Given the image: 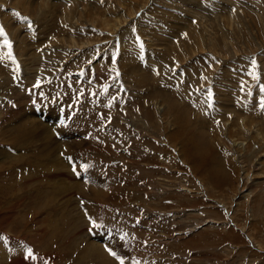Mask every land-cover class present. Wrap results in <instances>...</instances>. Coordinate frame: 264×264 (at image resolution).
Masks as SVG:
<instances>
[{
  "label": "rangeland",
  "instance_id": "1",
  "mask_svg": "<svg viewBox=\"0 0 264 264\" xmlns=\"http://www.w3.org/2000/svg\"><path fill=\"white\" fill-rule=\"evenodd\" d=\"M0 25V264H264V0H0Z\"/></svg>",
  "mask_w": 264,
  "mask_h": 264
},
{
  "label": "bare ground",
  "instance_id": "2",
  "mask_svg": "<svg viewBox=\"0 0 264 264\" xmlns=\"http://www.w3.org/2000/svg\"><path fill=\"white\" fill-rule=\"evenodd\" d=\"M257 1V0H256ZM26 8V7H25ZM85 45V44H84ZM77 46V45H76ZM79 47V46H78ZM117 74V73H116ZM141 93V92H140ZM149 100V99H148ZM163 103V102H162ZM158 104V103H157ZM160 105V104H159ZM158 105V107H159V112L161 113L162 111L164 112L165 111V109H167V108H161V106H163L162 104H161V106H159ZM164 114H165V112H164ZM60 163V162H59ZM58 163V167L60 166V168H58V169H63L61 166V163L59 164ZM78 170L76 169V172H77ZM81 174L78 172L77 174H75V176H80ZM54 183V182H53ZM80 183V182H79ZM60 185H62V184H60ZM54 190V189H53ZM97 193V192H96ZM98 195V194H97ZM96 195V196H97ZM98 197H100V196H98ZM14 209V208H13ZM9 211V210H8ZM1 214V213H0ZM5 215V214H4ZM10 217H11V215L9 214V213H7V215H5V216H3V217H1L0 219L1 220H4L5 222H8V220L10 219ZM176 217H178V216H173L172 218H176ZM8 218V219H7ZM13 218V217H12ZM178 219H179V217H178ZM4 221H3V223H4ZM1 222V221H0ZM206 223L207 222H212V221H205ZM217 222V221H216ZM215 223V222H214ZM7 224V223H6ZM5 224V225H6ZM205 224V223H204ZM193 227V230H196L198 227L197 226H191V228ZM209 227H214L213 225H209ZM188 230V229H187ZM79 232V231H78ZM92 241V240H91ZM92 245H95V244H92ZM3 249H6V247L5 246H3ZM87 249V248H86ZM8 252V251H7ZM90 252V251H89ZM72 253H74V252H72ZM89 254V253H88ZM7 256H8V254H7ZM71 257H72V255H70ZM74 257V256H73ZM5 258V257H4ZM25 259V257L24 256H22V255H20V256H17V257H15V259H13L12 260V262H11V264H22V260L21 259ZM30 261V263L29 264H36V262H35V260H33L32 258H30L29 259ZM9 261V260H8ZM61 261H62V259H61ZM41 262V261H40ZM66 262V261H65ZM67 262H68V260H67ZM69 262H70V260H69ZM80 263V262H79ZM59 264V263H58Z\"/></svg>",
  "mask_w": 264,
  "mask_h": 264
},
{
  "label": "snow or ice",
  "instance_id": "3",
  "mask_svg": "<svg viewBox=\"0 0 264 264\" xmlns=\"http://www.w3.org/2000/svg\"><path fill=\"white\" fill-rule=\"evenodd\" d=\"M15 15L19 16L20 14H19V13H15ZM24 19L26 20L27 18H24ZM0 36L5 37V39H4V43H5L6 45H8L9 48H11V44H10V42H9L8 39H7V34H6V32L4 31L3 25H0ZM142 47H143V44H141V48H142ZM261 90L264 91V88H262ZM69 159H71V158H69ZM85 167H86V166H85ZM73 170L75 171V168H74ZM93 226H94V227H100V226H99L98 224H96L94 221H93ZM109 252H110L111 255H113V256H117V254H116L115 252H113L111 249H109ZM28 256H29L30 258H32V259H36V257L33 255V252H32L31 249L28 250ZM117 258L119 259V257H117ZM121 264H124V262H123L122 259H121Z\"/></svg>",
  "mask_w": 264,
  "mask_h": 264
}]
</instances>
